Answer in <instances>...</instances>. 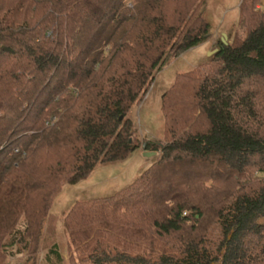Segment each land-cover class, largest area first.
Segmentation results:
<instances>
[{
    "label": "trees",
    "instance_id": "16d2710c",
    "mask_svg": "<svg viewBox=\"0 0 264 264\" xmlns=\"http://www.w3.org/2000/svg\"><path fill=\"white\" fill-rule=\"evenodd\" d=\"M261 1L242 0L232 41L176 75L163 96L166 144L146 145L158 160L70 208V264H264V252L240 263L233 249L264 214ZM206 2L0 0V264H35L64 187L139 149L128 114L165 63L209 38ZM187 91L180 103L192 110L173 122ZM44 249V264L64 263L58 243Z\"/></svg>",
    "mask_w": 264,
    "mask_h": 264
},
{
    "label": "rangeland",
    "instance_id": "374dc122",
    "mask_svg": "<svg viewBox=\"0 0 264 264\" xmlns=\"http://www.w3.org/2000/svg\"><path fill=\"white\" fill-rule=\"evenodd\" d=\"M241 2L242 0H207L203 8L206 18L211 23L209 38L202 44L187 50L171 63H165L156 73V78L143 102L134 106L128 114V118L132 119L135 124L133 143L139 145V149L123 162L97 166L88 180L64 187L51 210L56 220L46 224L43 230L42 239L45 241L40 246L35 264H44L46 252L44 248L53 243L59 244L64 258L63 264H70L71 258H76V256H73L75 250L70 247L68 236L63 233V220L74 203L110 196L124 189L158 160L161 156L160 151L147 157L142 147L149 142L159 145L166 144L167 118L162 109L163 96L170 90L178 73L191 71L198 65L209 62L220 42L230 43L232 41L240 17ZM259 6L264 7V0L259 2ZM181 95L177 94L175 105L176 102H182L184 98L190 102V91L183 92ZM167 102L169 104V100ZM175 105L174 108L171 106L168 114L173 122L181 123L187 118L188 110L192 109L182 103L177 104V107ZM53 224H57V231L51 227ZM142 247L134 245L130 249L136 254L145 251ZM233 249L234 255L238 253L240 263L247 262L264 252V214L247 225ZM7 264L31 263H26L24 256H15L9 257Z\"/></svg>",
    "mask_w": 264,
    "mask_h": 264
},
{
    "label": "water",
    "instance_id": "95a60500",
    "mask_svg": "<svg viewBox=\"0 0 264 264\" xmlns=\"http://www.w3.org/2000/svg\"><path fill=\"white\" fill-rule=\"evenodd\" d=\"M123 119V117H121V120ZM132 141V140H131ZM130 141V142H131ZM146 145L147 144H144V146L142 147L143 148V151L145 152V155L147 156V157H151V156H153V155H155L156 153L155 152H148V151H146Z\"/></svg>",
    "mask_w": 264,
    "mask_h": 264
}]
</instances>
